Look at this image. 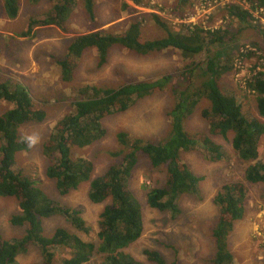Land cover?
<instances>
[{
	"label": "trees",
	"instance_id": "obj_1",
	"mask_svg": "<svg viewBox=\"0 0 264 264\" xmlns=\"http://www.w3.org/2000/svg\"><path fill=\"white\" fill-rule=\"evenodd\" d=\"M38 4L41 0H29ZM51 5L40 17L31 19L21 36H29L33 27L56 25L65 30L78 0H49ZM143 4L145 0H133ZM189 0H177L180 8ZM264 8V0H248ZM83 8L92 17L96 0H82ZM146 3L151 4L149 0ZM2 10L9 19L17 17L19 0H3ZM1 5V6H2ZM154 6L163 9L160 3ZM227 13L241 22L251 18L248 10L237 4L228 5ZM172 10V8H171ZM130 8V13H133ZM140 16L134 15L123 32L110 33L95 30L73 36L65 52L57 59L60 76L70 81L78 60L91 48L98 57V66L107 62L110 48L118 44L123 48L145 55L174 48L184 58L190 60L182 72L185 80L183 87L172 88L176 102L171 107V134L166 139L156 141L132 137L124 131L116 133L119 149L110 151L114 158L99 175L92 176L94 165L91 160L74 154L106 136L104 120L116 113L131 108L137 101L166 88L170 75L166 74L154 80L125 82L115 86L83 84L78 86L72 96L73 108L64 113L53 126L52 131L42 142V152L49 159L45 174L54 180L60 194H66L86 181H89L88 198L93 203H104L99 213L95 237L91 238V227L81 215L80 210L60 204L51 198L42 188L36 186L27 176L15 171L12 166L18 152L29 150L30 140L19 133L22 124L30 121H42L45 112L36 107L26 87L19 83L11 84L0 79V100L12 106L0 113V197L12 196L20 211L13 214L10 222L23 226L24 232L17 237L4 239L0 235V264H13L16 257L36 246L40 260L31 264H143L140 259L127 251L143 233V216L140 203L134 195L129 177L140 161L147 160L157 167L165 165L164 182L151 188L146 194V203L161 211H169L173 216L180 212L177 199L182 194H195L201 176L189 167L181 158L182 151L203 146L213 161L219 160L223 151L211 136L226 137L232 132L231 145L239 158L252 162L244 170V178L251 183H264V163L256 160L259 156V142L264 135V120L245 114L237 93L227 89L222 76L232 69L220 53L205 56L204 62H194V58L205 47L215 43H224L230 38L225 29L205 30L193 25L185 32L172 30L162 16L151 14L153 21L164 28L166 35L147 38L142 32ZM264 51V48L262 49ZM196 66L203 79L195 83ZM256 64L254 65V67ZM246 88L256 92L257 109L264 117V70L248 76ZM209 104L200 111L208 128L188 130L186 119L201 99ZM245 185L240 181L227 182L221 186L214 202L219 213L211 228L214 240L212 264H233V253L228 245V235L236 221L245 215ZM53 215H64L76 232L57 227L52 234L44 233L43 219ZM79 233L87 236L82 237ZM147 261L154 264H167L161 253L154 249L143 251ZM93 262V263H92ZM171 264H180L175 260Z\"/></svg>",
	"mask_w": 264,
	"mask_h": 264
},
{
	"label": "rangeland",
	"instance_id": "obj_2",
	"mask_svg": "<svg viewBox=\"0 0 264 264\" xmlns=\"http://www.w3.org/2000/svg\"><path fill=\"white\" fill-rule=\"evenodd\" d=\"M146 1L140 4L145 7L146 13H130V8H135L133 5L136 4L133 0H96L93 16L90 17L83 8L82 0H78L65 30L56 25H42L33 27L29 36H21L20 33L28 28L29 21L44 14L51 2L41 0L33 4L29 0H19L17 17L9 19L2 10L3 0H0V79L8 84L13 81V84L24 85L36 107L45 112L42 121H30L20 126L19 133L29 140L34 139L35 143L30 141L29 150L16 154L12 168L30 178L60 204L80 210L91 227V238L95 237L99 213L104 203L89 200V181L66 194L58 192L54 180L45 174L50 161L42 152L43 140L61 116L72 110V96L76 94L78 86H117L131 81L154 80L166 74L170 75L166 88L137 101L125 112L106 117L103 122L106 136L77 149L74 154L92 161L94 170L91 177H94L113 161L110 151L119 149L116 141L118 131L124 130L129 136L150 141L168 138L171 134L169 111L176 102L172 88L179 89L185 85L182 72L190 60L174 48L142 55L114 44L109 50L107 62L98 66L97 54L89 48L79 58L72 79L63 81L57 59L64 54L73 36L95 30L123 32L134 15L140 16L142 32L147 38L166 35L164 28L153 21L152 12L162 16L175 31L192 30L193 25L205 30L225 29L230 40L209 45L192 59L194 62H204L206 54L221 52L222 56L223 51V60L233 66L222 76L224 84L228 90L237 93L245 114L264 120L258 113L256 92L245 86L248 76L256 73L254 65L264 55V14L255 17L251 14V18L245 22L230 16L226 6L239 5V0H189L180 8L175 6L177 0H149L151 4L157 2L164 7L157 10L149 8ZM247 2L244 9L254 14L256 2ZM200 68L196 66L194 73L197 84L203 79L198 75ZM208 104L205 98L199 101L194 112L186 119V129L207 130L208 124L201 117L200 111ZM11 106L0 100V113ZM232 135L229 132L226 137L211 136L223 151L217 161H213L201 145L190 151H182L183 161L202 179L195 194H182L178 197L180 212L174 216L169 211L158 210L146 203L147 192L163 184L165 165L154 167L147 160L140 159L129 177V184L141 206L143 233L127 251L143 264H154L147 261L143 253L148 248L159 251L167 264L175 260L180 264H212L214 240L211 228L219 213L214 198L224 183L234 181H240L246 187V212L242 219L235 222L228 235V245L234 256L233 264H264V183L245 180L244 170L252 162L241 160L235 153L231 145ZM256 160L264 163V135L259 142V156ZM19 211L14 197H0V235L4 239L20 236L24 232L23 226L10 222L11 216ZM57 227L76 232L64 215L43 219L45 234H52ZM39 260V250L33 245L19 254L13 264H31ZM54 264H59L58 258ZM85 264H91V261Z\"/></svg>",
	"mask_w": 264,
	"mask_h": 264
},
{
	"label": "built area",
	"instance_id": "obj_3",
	"mask_svg": "<svg viewBox=\"0 0 264 264\" xmlns=\"http://www.w3.org/2000/svg\"><path fill=\"white\" fill-rule=\"evenodd\" d=\"M237 3H238L243 9L246 7L245 5L248 4L247 0H239ZM253 8H256L254 14L251 12V10H250V11L248 10V11H249V13L252 14L254 17H255V16H262V15L264 14V8H263V7L258 6V5H255ZM157 9H160V8H159V7H156L154 10H157ZM251 9H252V8H251ZM246 10H247V9H246ZM192 16H193V15H190L189 17H192ZM189 17H188V18H189ZM259 19H260V18H259ZM261 20H263V19L261 18ZM184 23L189 24V23H191V22L189 21V23H188L187 21H184ZM261 61H262L261 63L264 65V55H263ZM257 235L259 236L260 233L257 232Z\"/></svg>",
	"mask_w": 264,
	"mask_h": 264
},
{
	"label": "clouds",
	"instance_id": "obj_4",
	"mask_svg": "<svg viewBox=\"0 0 264 264\" xmlns=\"http://www.w3.org/2000/svg\"><path fill=\"white\" fill-rule=\"evenodd\" d=\"M135 8H132L133 10L135 9V11H137L138 13H146L145 11H144V6H142V5H140V4H134L133 5ZM147 6L149 7V8H152V9H155L157 6H154L153 4H147ZM134 11V12H135ZM152 13H154V14H157L158 15V13H156V12H152ZM106 32V31H105ZM110 33H112V32H110ZM255 69H256V72L258 71V70H264V65L261 63V61L258 63V64H256V66L254 67ZM30 141H31V143H35V140L34 139H32V138H30Z\"/></svg>",
	"mask_w": 264,
	"mask_h": 264
}]
</instances>
